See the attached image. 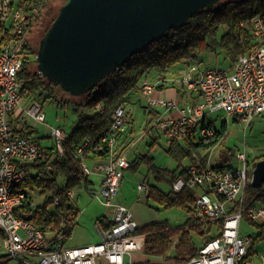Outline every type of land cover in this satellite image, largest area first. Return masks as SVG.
Segmentation results:
<instances>
[{
	"label": "built area",
	"instance_id": "obj_1",
	"mask_svg": "<svg viewBox=\"0 0 264 264\" xmlns=\"http://www.w3.org/2000/svg\"><path fill=\"white\" fill-rule=\"evenodd\" d=\"M24 3V0H0V255L10 259L12 264H98L97 258L99 264H134L133 255L143 254L145 234L136 230L138 225L131 209L114 201L123 171L129 166L125 153L117 151V136L126 131L129 103L116 108L110 130L92 147V150L105 149L108 157L98 158L92 168L86 158L80 160L87 175L93 170L102 175L100 191L93 197L113 210V224L101 230L99 241L66 245L61 235L55 237L51 230L43 231L30 219L15 213L24 196L23 191L16 189V185L26 178L23 165L32 162L42 151V141L30 133L26 117L19 110L24 100L19 72L26 57L30 56V25L23 10ZM29 4L35 6L36 2L30 1ZM250 24L253 42L237 57L233 67L225 70L214 64L183 62L179 74L164 79V82L180 86L188 93L183 103L155 98L153 93L159 80L141 81L140 96L158 113L150 128L157 127L168 138L197 134L209 141L215 130L207 116L215 110H223L227 116L235 117L245 125L257 114L264 115V15H255ZM27 115L41 122L45 119L38 103L30 106ZM49 131L56 149L62 153L64 131L60 127H51ZM89 141L86 139L78 147L79 154ZM237 159L242 163L238 169L230 166L217 169L210 165L209 157L204 167L197 159L196 163L186 165L184 173L171 183L174 192L184 188L195 190L193 217L217 228V235L200 245L185 264H251L254 238L241 232L240 223L241 220L256 225L263 223L264 204L244 203L252 171L249 174L250 166L244 151L237 153ZM76 190H67L71 199L75 198ZM137 190L145 193L147 182L138 183ZM57 202L58 198L54 200ZM176 241L177 237L170 250Z\"/></svg>",
	"mask_w": 264,
	"mask_h": 264
},
{
	"label": "trees",
	"instance_id": "obj_2",
	"mask_svg": "<svg viewBox=\"0 0 264 264\" xmlns=\"http://www.w3.org/2000/svg\"><path fill=\"white\" fill-rule=\"evenodd\" d=\"M30 1L36 2V5L31 6ZM51 1L24 0L23 10L27 13L30 33L39 26L42 27L44 36L54 22L60 7L67 2V0H61L62 4L55 12ZM258 14L264 15V0H216L199 8L192 16H188L169 30L150 39L126 56L121 63L116 64L92 82L87 90H66L59 81L40 73L34 56L38 49L35 51L29 42L30 56L26 57L19 72V77L23 80L20 87L23 98L31 101L55 102L56 106L69 109L74 119L68 129L62 127L65 133L62 153L58 152L54 143L50 145L41 143L40 155L32 162L23 165L26 178L16 185V189L23 191L24 196L16 207L15 213L30 219L43 231L51 230V235L55 237L61 235L64 242L76 224L79 214V209L72 204L67 190L82 187L89 194L93 193L92 182L84 172L80 160L81 157L87 160L90 156L108 157L105 149L92 150V147L110 130L116 108L130 102L132 94L140 91L143 79L151 82L159 80L157 88L176 86L164 82V79L170 75L179 74L183 68V62H202L204 54L223 52L229 60V67H233L237 57L243 54L253 42L250 22ZM241 22L244 24L241 25ZM222 25H225L226 29L218 35ZM31 64L35 67H31ZM178 88L182 98H186L187 92L180 86ZM65 95L74 97L75 100L66 99ZM98 106L101 109H98ZM147 113L149 122L158 114L152 107ZM233 119L237 118L233 117ZM214 130V137L209 141H204L197 134L166 137L168 146L165 151L178 162L175 169L169 170L167 167L156 165L153 156L149 154L135 155L129 161L127 168L132 169H137L142 161L147 164L144 178L147 182V190L144 193L147 202L151 200L162 208L175 206L186 213L185 221L178 225L163 220L138 226L136 230L145 234L142 255L147 258L143 262L134 261V264H185L191 256L196 254L200 245L217 235L214 224L199 222L192 215L196 200L195 190L184 188L174 192L169 188L164 191L157 185V183L165 182L171 186L172 181L184 173L185 166L196 163L197 159L206 167L209 149L225 134V124H222L220 129L214 128ZM86 139L90 141L79 154L77 149ZM124 148L117 147V151L122 152ZM262 158L264 155L254 157L251 165L248 163L249 174L255 162ZM183 160H187L185 165H181ZM213 167L230 168L228 164ZM149 174L157 183L148 180ZM61 178L63 185L59 184ZM32 191L42 200L34 201ZM56 198L58 202L54 203ZM251 202L264 204V183L258 187L247 183L244 203ZM97 222L102 230L113 224L112 220L106 216L98 217ZM247 222L256 225L254 222L248 220ZM257 226L259 230L254 239H261L264 235V222ZM175 237H177L175 247L170 250ZM10 262V259L0 255V264H11Z\"/></svg>",
	"mask_w": 264,
	"mask_h": 264
},
{
	"label": "rangeland",
	"instance_id": "obj_3",
	"mask_svg": "<svg viewBox=\"0 0 264 264\" xmlns=\"http://www.w3.org/2000/svg\"><path fill=\"white\" fill-rule=\"evenodd\" d=\"M62 4L61 0H52L51 6L57 11L58 7ZM225 25H222L218 30V35L225 31ZM44 31L42 27L35 28L29 34V41L36 51L39 46L40 39L43 37ZM204 64L218 65L225 70L229 68V60L223 52L204 54L202 58ZM31 67H35L31 64ZM66 99L75 100L74 97L65 95ZM33 103H38L42 106V111L45 114L43 122L34 119L27 115V111ZM22 116L26 117L27 125L31 130L32 135L38 136L43 144L50 145L53 143L49 129L51 127H65L68 129L73 124V115L69 109L56 106L55 102L50 100H29L24 99L19 107ZM149 107L144 99L140 96L139 92L132 94L131 100L127 105V114L125 123L126 131L122 136H127L125 143L122 146L125 148V156L128 161H131L135 155L149 154L153 156L154 163L161 167H167L169 170L175 169L178 162L174 160L165 149L168 146V141L164 133L157 127L150 128L151 121L149 122L148 112ZM207 119L211 121L214 128L220 129L222 124H225V134L219 142L209 149V163L211 166L220 165L226 162L233 169H238L242 163L237 159L238 152H245L246 160L251 165L254 157L264 155V115L257 114L250 121L249 124L241 122L239 119L234 120L233 117L227 116L223 110H215L208 114ZM187 160H183L181 165H185ZM181 168V167H180ZM147 172V164L140 162L137 169L126 168L123 171V178L115 198V202L128 206L133 214V219L138 226H142L152 221L167 220L171 224H181L186 219L184 210L178 207L162 208L153 201H146L144 192L137 190V184L144 181L145 173ZM93 181L91 186L92 194L87 190L80 187L76 190L74 199H71L75 208H78L80 213L78 215L77 223L74 225L70 232L69 237L66 238V245H76L82 243H94L99 240V229L97 227V218L105 215L106 206L103 205L99 198H95L94 193L99 192L101 186L99 185V176L91 174L89 177ZM148 180L153 183L154 181L151 174L148 175ZM145 182V181H144ZM59 184L63 185L62 178ZM157 185L167 191L170 185L165 182L157 183ZM34 201L39 202L42 198L38 197L32 191ZM109 219L112 218V213L108 212ZM66 227L64 228V230ZM240 230L244 234H250L255 238L259 230L257 225L247 223L241 220ZM91 238V239H89ZM1 243V237H0ZM255 256L251 257V261L256 264L264 263V240L254 239ZM141 254H134V261L141 262L142 258H137ZM98 264L100 259L97 258ZM125 262L128 263L129 259L126 257ZM12 264V262H10Z\"/></svg>",
	"mask_w": 264,
	"mask_h": 264
},
{
	"label": "water",
	"instance_id": "obj_4",
	"mask_svg": "<svg viewBox=\"0 0 264 264\" xmlns=\"http://www.w3.org/2000/svg\"><path fill=\"white\" fill-rule=\"evenodd\" d=\"M216 0H67L40 39V73L66 90L91 83L199 8ZM264 183V158L252 169V186Z\"/></svg>",
	"mask_w": 264,
	"mask_h": 264
},
{
	"label": "crops",
	"instance_id": "obj_5",
	"mask_svg": "<svg viewBox=\"0 0 264 264\" xmlns=\"http://www.w3.org/2000/svg\"><path fill=\"white\" fill-rule=\"evenodd\" d=\"M188 94V93H187ZM153 96L155 97V98H166V99H172V100H175L176 102H178V103H183L186 99L185 98H182V96H181V92L179 91V88H178V86H163L162 88H157L155 91H154V93H153ZM187 96V95H186ZM186 98H188V96L186 97ZM145 101V100H144ZM158 110H161V107H156ZM126 137L127 136H122V135H119V136H117V147L120 149L123 145H124V143H125V139H126ZM123 148V147H122ZM126 148V147H125ZM125 148H124V150H123V152H125ZM97 160H99L97 157H92V156H90V158H88L87 160H86V162H87V164H88V166L89 167H93L94 166V164H95V162L97 161ZM97 174L98 176H99V185L101 186V178H102V175L100 174V173H98V172H96V171H92L89 175H88V178L90 177V175L91 174ZM91 182H92V184H93V181L91 180ZM92 184H91V186H92ZM117 197V195L115 196V198ZM115 198H114V201H115ZM115 203H117V202H115ZM120 204V203H119ZM106 212H105V215H101V216H106L107 218H109V214H108V212L110 213V210H111V213H113V210H112V208H107L106 207ZM79 213H80V211H79ZM79 215V214H78ZM100 217V216H99ZM77 219H78V216H77V218H76V221H77ZM98 219V218H97ZM111 220V219H110ZM96 222H97V220H96ZM77 223V222H76ZM97 227H98V229H99V240L101 239V228H100V226L98 225V222H97ZM89 239H91V238H89ZM98 240V241H99ZM260 240H264V235H263V237L260 239ZM97 242V241H96ZM64 243H65V241H64ZM88 243V242H87ZM87 243H82V244H87ZM76 245H81V244H76ZM255 256V249H254V244H253V247H252V249H251V251H250V259H251V257H254ZM138 258H141V257H138ZM146 256L144 255V259L142 258L141 260V262H143V261H145L146 260ZM251 264H256V263H254L253 261H251Z\"/></svg>",
	"mask_w": 264,
	"mask_h": 264
},
{
	"label": "flooded vegetation",
	"instance_id": "obj_6",
	"mask_svg": "<svg viewBox=\"0 0 264 264\" xmlns=\"http://www.w3.org/2000/svg\"><path fill=\"white\" fill-rule=\"evenodd\" d=\"M40 45V44H39ZM40 46H38V48H39Z\"/></svg>",
	"mask_w": 264,
	"mask_h": 264
}]
</instances>
